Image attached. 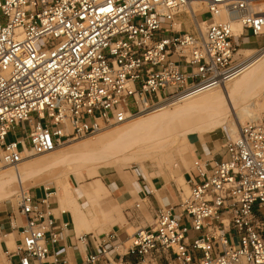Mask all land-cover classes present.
<instances>
[{"label": "built area", "instance_id": "2783aa9c", "mask_svg": "<svg viewBox=\"0 0 264 264\" xmlns=\"http://www.w3.org/2000/svg\"><path fill=\"white\" fill-rule=\"evenodd\" d=\"M251 39H264V0H0V162L224 87L244 72ZM224 150L193 161L189 195L148 228L76 235L95 243L84 263L264 264V121L241 125ZM39 189L8 209L0 264H68L51 247L72 224L54 215L57 189Z\"/></svg>", "mask_w": 264, "mask_h": 264}, {"label": "bare ground", "instance_id": "6f19581e", "mask_svg": "<svg viewBox=\"0 0 264 264\" xmlns=\"http://www.w3.org/2000/svg\"><path fill=\"white\" fill-rule=\"evenodd\" d=\"M194 9L196 11L200 10L199 4H195ZM262 61L264 62V55L261 57H254L245 62L244 74L242 73L243 79L242 81L237 82V89L245 84H247L248 87L250 82L254 83L255 81L253 80L259 78L258 76L260 74L257 75L258 71L264 66L259 64ZM262 71L264 70L262 69ZM244 87L245 86H243V88ZM237 91L234 93H237ZM232 92V88L226 85L224 87H217L198 92L192 97L183 100L186 102H183L184 104L182 105H175V103V106H172V110L165 106L161 108L160 106L159 108H153L146 111V113L144 112L145 115L142 117H136L137 119L135 118L132 122L122 124V126H120L121 128L118 127L117 130H108L110 131L108 133L104 132V136L94 140H85L78 143L75 142L74 144H71L72 141L68 142V144L70 143L71 145L69 144L65 146L61 152H58L59 154H53L56 153V150H54L55 152H51L46 156L41 155L39 159H27L16 166L13 172H10L9 169L0 171V183L4 182V179L11 177L17 180L20 189L23 190V169L33 167L36 169L34 175L36 173L40 175V171L43 172L51 168H57L59 169V172L56 173L55 180L58 189L62 192L61 194L63 197L69 198L74 194L69 177L74 174L67 170V168L74 166L77 171H80L81 169L90 171L92 170L91 168L96 165L100 166L106 163H111L113 165L110 166L113 167L116 165L122 166V164L124 165L135 160L139 161L138 158H141L140 156L143 155L145 159V155L152 153L153 150L162 147L165 148L167 145H170L175 141L176 136H179L180 134L188 136L195 134L201 135L203 132L212 133L220 128L227 127L233 136L237 133L238 129H236V124H230V121L228 120L229 117L237 114L242 121V117L244 116L253 117L254 111L252 112L251 110V108H253L251 107L252 105L243 104L241 102H245L244 100L239 101L242 104L238 103V101L235 102L236 100L234 101V98L232 100L230 96ZM178 103L179 102H177V104ZM246 103H248V101ZM190 116L194 118L191 119ZM187 118L191 119H188L190 121L189 123H182L186 124L185 126L179 124L180 122L187 120ZM57 151H59V149ZM16 190L15 187L7 189L1 194L2 196H0V198L7 199L11 197ZM78 195V199L79 197L85 199L81 190ZM86 203L89 204V202ZM79 210L80 209L78 208V211ZM87 213L89 215L91 214L90 212ZM83 215L85 214L83 213ZM83 215H81L80 218ZM82 220L83 221H80L79 224L85 222L84 219ZM83 230L84 229H82V231Z\"/></svg>", "mask_w": 264, "mask_h": 264}, {"label": "crops", "instance_id": "0c3cea01", "mask_svg": "<svg viewBox=\"0 0 264 264\" xmlns=\"http://www.w3.org/2000/svg\"><path fill=\"white\" fill-rule=\"evenodd\" d=\"M206 138V137H205ZM192 160L202 158L203 160L219 161L225 159L224 144H220L219 139L211 137L207 140L192 142L190 145ZM192 169V164L188 161H181L170 167L161 165H147L139 168L135 176L111 175L109 177V188L113 199L116 201L114 215L111 225L99 234V230L94 222V218L85 214L87 224H79L72 211L60 213L62 207L61 197L53 201L54 215L59 223H71V227L63 232L60 241L51 247L52 255L66 257L68 264H85L83 259L95 248V243L90 241L86 246L77 243L75 236L82 232V229H89L86 233L95 236H102L107 233L115 232L122 239L132 235L139 228H148L154 223L156 213L159 209L166 206H177L181 199L189 193L188 174ZM87 178L97 177L101 171L84 170ZM83 175V174H82ZM176 175V176H174ZM83 179V178H82ZM82 179H80L82 181ZM103 184L93 182L82 184L80 190L87 202H98L106 209H109L104 196ZM32 194L39 198L42 195L40 189L32 191ZM80 199V198H79ZM79 203V202H78ZM82 211V205L79 203ZM84 205V204H83ZM179 208L175 209L178 213ZM8 216V208L0 206V263L4 260L3 252L5 242L1 238L4 233L11 230ZM18 220L16 221V223ZM80 228V230H79ZM130 258H128L129 260Z\"/></svg>", "mask_w": 264, "mask_h": 264}, {"label": "rangeland", "instance_id": "374dc122", "mask_svg": "<svg viewBox=\"0 0 264 264\" xmlns=\"http://www.w3.org/2000/svg\"><path fill=\"white\" fill-rule=\"evenodd\" d=\"M206 18H208V17L203 16V17H200V20H204ZM253 41L254 40L251 39V42H253ZM254 42H256V41H254ZM246 51H248V52H246ZM245 53H248V54H245ZM263 55H264V39H260V41L254 43V44H251V45L247 44L244 47V49L241 51V60L248 61L254 57H261ZM263 63L264 62L262 61L259 64L264 65ZM262 69L264 70V66L259 69L258 74H257V75L260 74L258 76L259 78H255L253 80V81H255L254 83L250 82L251 84L249 83L248 87H247V84L243 85V86H245L244 87L245 89L243 88V86L238 87V89L236 88L237 82L242 81L244 73L242 75H240L236 80H234L233 82L228 84V86H230V88H232V91H233L230 95L232 100L234 98V101L236 100L235 102L238 101V103H240V104L243 103V104L252 105L251 107H253V108H251V110H252V112L254 111L253 117L244 116V117H242V121H241V118H239V116L237 114H234L235 117L234 116L229 117L228 120L230 121V124H232V123H234V125L236 124L235 126H236V129H238V130H239L241 125H244L247 122L264 121V75H262V74H264V71H262ZM236 91H237V93H234ZM241 100H244L245 102H243ZM239 101H241L242 103ZM247 101H248V103H246ZM183 102H186V101H180L178 104H177V102L163 104V105H160V108L165 106V107L171 108V110H172V106L180 105V104L182 105V104H184ZM157 108H159V106H157ZM143 115H145V114L142 113L139 116H137V118L140 116L142 117ZM135 118L131 119V121H128V122H132L133 120H135ZM190 118L193 119L194 117L190 116ZM190 118H187V120L188 119L191 120ZM187 120L180 122L179 124L185 126L187 123L190 122L189 120L188 121ZM182 123H186V124H182ZM120 126H122V124H119L118 126L115 125V126L109 127L108 129L102 131L101 133H98V134L91 136V137L79 138L75 141H72L71 144H74L75 142L76 143L82 142L85 140H94L96 138L104 136L105 135L104 132L108 133L112 130L113 131L115 129L117 130L118 127L121 128ZM108 130H110V131H108ZM180 135L179 136L177 135L178 137L176 136L175 141H173L170 145H167L169 147L166 146L165 148L162 147V148L155 149L152 151V153L145 155V159L142 155V156H140L141 158H138L139 161L135 160V161H132L130 163H126L124 165L122 164V166L116 165V166L112 167L110 165H113V164L106 163L104 165H100V166L96 165V166L92 167L91 168L92 170L101 171L97 177L87 178L86 173L83 172L82 173L83 175L82 174L80 175L81 176L80 179L83 178L81 181L78 178V175L80 174L81 171H84V170L81 169L80 171H77V169L74 166L67 168V170L73 172V174H74V175H71L69 177V181L72 185L73 192H74V194H72V196L69 198L63 197L61 194L62 192L58 189V185H57V182L55 180V177H56V173L59 172V169L51 168L47 171H43V172L40 171L41 174L39 173L40 175H38V173H36L35 175H37V176H35L34 172L36 171V169L33 167H28L26 169H23V171H22V176L24 178V182L22 184L23 190L20 189L17 180L14 178H11V177L4 179V182L0 183V196H2L1 194L7 189H10L13 187H15L17 189L13 196H11L7 199L0 198V206L7 207L9 209L11 206H16V201H17L16 197L20 191L30 190L32 192L34 190L39 189L42 185H50L52 187L54 186L57 189L58 194H59V198L61 197L60 199L62 201L63 209L67 210V211H69V210L72 211V213L76 216V217L74 216L75 219L76 220L78 219L77 220L78 222L83 221L82 219H84L85 222H82V224H84V225L87 224L88 221L85 218V216L83 215V213L88 214L87 212H90L91 214L90 215L88 214V215L91 218H94L95 225L97 227H100L99 230L96 231L95 233L99 234L103 231V229H104V231H108L107 229L111 225L110 221L114 215L115 205H116V201L113 199L112 192H110V188L108 185L109 177L111 175H125L128 177H131L130 175L135 176L136 175L135 173L138 172L139 168H143V167L150 165V164H153V165L163 164L164 166L170 167L172 165H175L178 162L188 161V162H190V165H191L194 161L190 157L191 156L190 145L192 142L207 140V139H210L211 137H213V138L219 139L220 144H225L226 139H229L231 137H235V135H233V136L231 135L229 128H227V127L220 128V129H218L212 133L211 132H203L201 135L200 134H198V135L195 134V135H191V136H188L185 134L184 135L180 134ZM176 139H178V140H176ZM69 144L66 143V144L58 147L56 149V153H53V154H59L58 152H61V150ZM58 149H59V151H57ZM53 152H55V151H53ZM47 154H50V153H47ZM47 154H44V155L46 156ZM44 155H42V156H44ZM51 155H49V156H51ZM40 156L41 155H33V156H30L29 159H32V158H34L32 160H35V158L39 159ZM15 168L16 167H9V166L4 165L3 163L0 162V171H3L5 169H9L10 172H13V170H15ZM56 169H57V171H56ZM174 176H176V175H174ZM93 182H100L103 184L102 186L104 188V196H105V200H106L107 204L109 205V209H106L105 207H103L98 202H93V203L87 204L86 203L87 201L85 202V199H83L82 197H79L80 199H78V196H79L78 194L80 192V187L82 186V184H88V183H93ZM188 195H189V193H187L186 196H188ZM78 202L82 205V208L84 211L81 210ZM78 208L80 209L79 211H78ZM81 215H83L81 217L82 219L80 218ZM84 230L82 232H80L79 234H81V233L84 234L89 229L84 228Z\"/></svg>", "mask_w": 264, "mask_h": 264}]
</instances>
